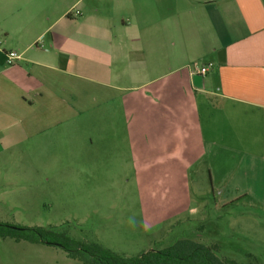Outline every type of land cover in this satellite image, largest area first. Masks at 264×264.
I'll return each instance as SVG.
<instances>
[{
	"label": "crops",
	"instance_id": "obj_1",
	"mask_svg": "<svg viewBox=\"0 0 264 264\" xmlns=\"http://www.w3.org/2000/svg\"><path fill=\"white\" fill-rule=\"evenodd\" d=\"M0 41V181L206 177L264 222V0H0Z\"/></svg>",
	"mask_w": 264,
	"mask_h": 264
},
{
	"label": "rangeland",
	"instance_id": "obj_2",
	"mask_svg": "<svg viewBox=\"0 0 264 264\" xmlns=\"http://www.w3.org/2000/svg\"><path fill=\"white\" fill-rule=\"evenodd\" d=\"M20 165L21 161H7L0 169L11 173ZM21 175H2L0 222L30 226L69 222L71 236L98 241L126 256L191 239L217 244L218 254L229 264H264V222L250 219V195L227 206L215 205L220 192L211 191L206 177H193L185 192L165 194L140 191L127 176ZM230 194L234 193L223 195ZM0 264L81 263L60 247L0 237Z\"/></svg>",
	"mask_w": 264,
	"mask_h": 264
},
{
	"label": "trees",
	"instance_id": "obj_3",
	"mask_svg": "<svg viewBox=\"0 0 264 264\" xmlns=\"http://www.w3.org/2000/svg\"><path fill=\"white\" fill-rule=\"evenodd\" d=\"M70 227L69 222L47 226L0 222V237L60 247L81 264H229L218 254L217 244L181 239L162 249L126 256L98 241L71 236Z\"/></svg>",
	"mask_w": 264,
	"mask_h": 264
},
{
	"label": "built area",
	"instance_id": "obj_4",
	"mask_svg": "<svg viewBox=\"0 0 264 264\" xmlns=\"http://www.w3.org/2000/svg\"><path fill=\"white\" fill-rule=\"evenodd\" d=\"M76 14H80V11L79 10H76L75 11ZM0 45H1V41H0ZM21 55L17 52V51H14V50H11L7 53V62L9 64H13L15 63L18 59H20ZM210 70V65H203L201 68H200V73L202 74H206L208 71Z\"/></svg>",
	"mask_w": 264,
	"mask_h": 264
}]
</instances>
